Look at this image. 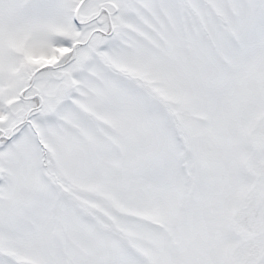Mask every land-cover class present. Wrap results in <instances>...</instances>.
Masks as SVG:
<instances>
[{
    "label": "snow or ice",
    "instance_id": "snow-or-ice-1",
    "mask_svg": "<svg viewBox=\"0 0 264 264\" xmlns=\"http://www.w3.org/2000/svg\"><path fill=\"white\" fill-rule=\"evenodd\" d=\"M0 264H264V0H0Z\"/></svg>",
    "mask_w": 264,
    "mask_h": 264
}]
</instances>
